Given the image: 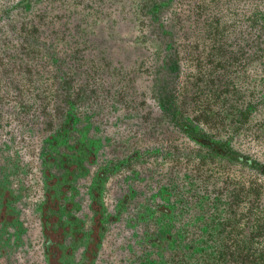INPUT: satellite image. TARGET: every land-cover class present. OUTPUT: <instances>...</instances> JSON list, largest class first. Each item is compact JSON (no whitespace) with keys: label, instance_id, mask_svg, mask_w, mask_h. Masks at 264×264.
Returning a JSON list of instances; mask_svg holds the SVG:
<instances>
[{"label":"flooded vegetation","instance_id":"flooded-vegetation-1","mask_svg":"<svg viewBox=\"0 0 264 264\" xmlns=\"http://www.w3.org/2000/svg\"><path fill=\"white\" fill-rule=\"evenodd\" d=\"M63 1L52 30L55 0H0V264H208L235 215L238 175L264 179V160L238 144L264 120V0H135L138 27L165 42L167 76L155 103L131 111L92 52L98 20L83 21L124 6ZM206 55L228 78L217 80L232 92L228 132L177 99L181 71L201 75L186 64Z\"/></svg>","mask_w":264,"mask_h":264},{"label":"rangeland","instance_id":"rangeland-1","mask_svg":"<svg viewBox=\"0 0 264 264\" xmlns=\"http://www.w3.org/2000/svg\"><path fill=\"white\" fill-rule=\"evenodd\" d=\"M58 1L55 0L48 14L50 19L46 23V27L52 30L57 27L53 13L57 5H60ZM63 2L65 6L71 3L70 0ZM111 4L124 6L125 12L108 14L107 18L84 13V16L88 17H84L83 21L98 20L96 21L98 27L94 29L97 36L91 43L92 52L96 58L101 57L109 76L106 86L110 96L118 94L117 97L129 111L137 106L138 101H142L143 107L148 108L150 103H155L153 99L158 93V88L166 80L167 73L162 67L165 42L161 38L151 37L153 31L151 28L138 27L132 9L135 0H113ZM129 9L131 11H128ZM181 15L182 13H176L175 20H180ZM108 20L115 21L113 24H108ZM144 20L148 18L143 13L142 21ZM84 26L85 24L80 27L82 36L86 32ZM88 31L90 32L89 29ZM66 36L69 43L70 33L68 32ZM84 41H86L85 37L82 42ZM197 45L198 43L194 47ZM186 47L187 44L180 38L177 51L181 57ZM229 56V49L226 48L224 55L226 64L230 62ZM212 58L206 55L204 59L206 62L191 61L190 69L186 64L187 69L192 70L195 64L200 62L203 72L201 75L187 76L182 70L177 80L176 94L185 113L198 121H208L205 123L213 129V133H224L229 131L230 126L233 127L228 110L232 92H229L228 88H223L224 91L218 90V82L228 78L225 75L221 79L222 75L215 74L216 71L218 72L215 66L223 65V62L220 60L216 63ZM236 91L238 95L241 94L242 99L246 96L243 87H236ZM243 131L244 134L238 140L239 146L264 160V120H254L253 123L243 127ZM243 172L247 174V171ZM237 178L236 182L241 181L243 185L236 187V191L233 187L229 189L237 205V209L233 211L235 215L228 221L221 251L208 264H264V179L253 177L249 181L245 174L242 178L239 175Z\"/></svg>","mask_w":264,"mask_h":264}]
</instances>
